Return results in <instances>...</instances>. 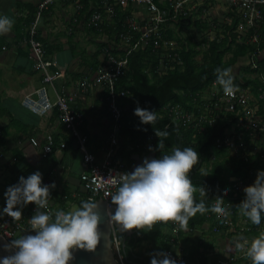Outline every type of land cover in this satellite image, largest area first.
Here are the masks:
<instances>
[{
    "label": "trees",
    "instance_id": "trees-1",
    "mask_svg": "<svg viewBox=\"0 0 264 264\" xmlns=\"http://www.w3.org/2000/svg\"><path fill=\"white\" fill-rule=\"evenodd\" d=\"M44 1L42 0L37 7L30 4L28 6L24 5V9L28 10V15L24 17L28 46L30 27L36 21L40 5ZM59 1L75 4V6L77 2V6L79 5L80 9L76 7L78 11L75 22L76 27L80 24L94 37L105 36L108 38L106 42L97 44V49L91 60H86L93 71L105 66L110 56L120 55L125 57V55H129L125 73L119 76L117 80V88H123L130 92V97H126L121 101L124 111L120 132L121 147L117 152V157L120 156L126 160V172H130L133 155L146 157L155 153L156 158H159L162 154H170L174 147H180L181 149L193 147L200 155V163L190 173V179L194 185L198 188L201 186L206 191L205 195H201L199 191L197 192V201L203 199L206 205L210 207L217 197H222L225 207L229 204L232 205L231 226H228L226 222L222 223L215 214L208 212L204 215L197 214L192 218L189 221L188 231L175 233L173 224H160L151 232H138L134 229V235L126 240L124 235H120L115 231L114 233L120 243L119 254H116L117 258L119 255L121 257V259L118 258L119 261L123 264H150L151 253L168 252L170 250L176 252L177 247H180L185 252L186 264H218L221 258L219 253L215 252V242L218 236L226 240L230 249L235 250L231 253L232 256H235L239 251L235 249L233 238L237 235L248 239L258 236L260 232L264 231V218H262L259 226L253 225L248 220V227L251 230L240 232V211L237 205L240 204L245 195L233 191V183L230 179L233 177L248 178L252 176L250 174L252 171L255 173L258 170L264 171V150L258 153L257 156L252 157L250 162H245L232 157L227 147H218V139H223L227 130H231L233 124L238 125L237 120L234 123L229 122V117H234L231 114L221 116L222 119L217 120L214 127H208L206 131L201 132L193 126L175 120L167 110L172 106L180 105L188 112H199L198 109H203L207 103L204 99L206 94L212 92L213 88L222 91L215 83V69L217 67H229L232 69V75L235 78L234 83L241 89L249 90V93L257 99V112L264 119V96L260 98V95L264 93V83L260 80V77L264 76V6L261 7L263 15L259 21L260 27L255 29L256 32L254 29L250 30L248 40L244 42H240L238 40L239 35L234 34L241 22V17L235 10L232 13L234 17L232 24L224 27L226 30L231 31L229 37L219 32L222 28L215 26L216 22L211 25L203 20L193 21L189 18L190 26L183 24L185 22L181 21L179 28L163 29L162 27L163 30H160L158 35L151 36V40L146 47L127 50L121 42V35L127 31L128 21L134 18V14L141 9L145 10L143 5L130 1L127 6L123 7L115 5L113 0H109V5L113 9V13L109 15L106 14L104 8L106 2L103 0H54L48 9L43 11L40 23L44 16L51 13L54 5ZM155 1L159 8L163 10L168 8L170 4L167 1L163 3L160 0ZM215 3L216 1H213L212 6ZM211 7L207 1L199 9L203 13ZM96 11L105 14L103 17L107 18L99 27L90 23L89 20ZM145 25V22L141 24V26ZM192 27H196L197 31L192 30ZM185 28L187 32L188 30L190 32L183 33L186 31ZM199 32H205L206 34L198 39ZM209 32H214L216 35L213 37L208 36ZM255 33L258 42L252 41ZM134 34L133 43L140 41L142 32L134 30ZM37 39L42 42L46 57L49 56L47 45L40 35V28ZM165 40L176 42L179 46L178 50L168 51L164 56L163 41ZM156 44L161 47L156 48ZM253 55H255L254 59H252ZM253 61L257 63V69L253 68ZM240 62H245V65H241L240 71L234 73L235 66ZM164 66L171 69L163 74L162 68ZM79 77L73 75L71 81ZM80 79L83 80L84 78ZM103 96V113L110 117L106 95L103 94ZM137 106L157 112L158 119L154 126L141 124L139 117L134 115V109ZM57 112V116H60L58 108ZM113 127L114 123L112 122L111 132ZM156 130L168 133L166 138H162L164 148L161 152L159 150L149 151L150 147L157 149L159 137L155 134ZM237 130L241 132L244 131V128L239 126ZM250 133L251 130L244 132V138L248 142H251ZM4 138L1 130L0 146L4 144ZM20 156L22 154L18 152L16 158L20 159ZM225 189L228 190L226 195ZM87 199L88 195L82 200ZM81 201L78 202V206ZM0 210H3L2 206H0ZM207 225L208 229H206ZM16 238L18 237L10 239V242ZM113 246L115 248L114 241ZM209 254L214 257L213 263H209ZM242 261L237 260L232 264H241Z\"/></svg>",
    "mask_w": 264,
    "mask_h": 264
},
{
    "label": "clouds",
    "instance_id": "clouds-1",
    "mask_svg": "<svg viewBox=\"0 0 264 264\" xmlns=\"http://www.w3.org/2000/svg\"><path fill=\"white\" fill-rule=\"evenodd\" d=\"M13 27L14 20L0 15V36L9 34ZM215 76V83L224 96L234 97L239 86L234 83L232 69L217 67ZM134 115L139 117L141 124L154 126L158 119L156 111L139 106L134 109ZM155 134L159 137L157 149L150 147L149 151L161 152L164 148L162 138L168 133L156 130ZM199 163L200 155L193 147H174L170 154H162L159 158L145 157L132 172L121 174L120 184L111 194V204L116 207L114 215L111 210L107 213L109 224L118 225L122 231L151 232L157 225L171 223L174 231L180 232L188 231L189 221L197 214L208 212L215 214L222 223L226 222L232 205L225 207L222 197H217L210 207L203 199L197 201L198 191L206 194L203 187L198 188L190 179V173ZM52 188L55 184L45 185L42 173L36 171L27 178L19 177L18 182L4 192L6 206L2 214L14 221L23 223L22 209L28 204L36 208L29 219V234L3 245L4 250L12 254L0 257V264H71L77 250L94 252L97 249L102 235L98 203L89 198L82 200L74 210L52 213L48 211ZM227 191L225 189V195ZM243 191L245 197L237 207L253 225L259 226L264 218V171L258 170L254 183ZM234 246L251 264H264V231L251 241L239 236ZM150 256V264H177L167 252H154Z\"/></svg>",
    "mask_w": 264,
    "mask_h": 264
},
{
    "label": "built area",
    "instance_id": "built-area-1",
    "mask_svg": "<svg viewBox=\"0 0 264 264\" xmlns=\"http://www.w3.org/2000/svg\"><path fill=\"white\" fill-rule=\"evenodd\" d=\"M106 2L105 9L106 14L111 15L113 13L112 7L109 5V0H103ZM132 1L135 4L143 5L144 9H141L138 13L134 14V18L128 21L127 31L121 35V42L127 50H136L139 47H146L152 35H158L160 30L179 28L181 21L185 23L189 18H193V12L195 16H199L200 7L207 1L212 6V2L216 0H160L163 2H170L169 7L164 10L159 8L155 0H113L115 5L127 6ZM231 6L230 16L232 20L230 23L219 22L214 20L215 26H220L223 34L230 36L231 31L226 30L225 25L232 24L234 17L232 13L236 12L241 17L234 34H238V40L244 42L248 40L250 30L259 28V21L262 19L261 7L264 6V0H227ZM54 0H45L40 5L38 17L34 24L30 27L28 40L30 50L33 58V66L36 71L40 72L43 76L42 85L34 91L30 96H26L22 103L33 113L44 116L54 107L58 108L60 113V119L64 123L65 127L70 131L72 137L76 139L79 150L83 153L84 172L81 174V181L84 189L88 193V199L92 198L97 201L102 198L108 204H111V194L115 193L121 179V174L125 173V162L122 157H117L119 150L118 143L120 141L119 134L122 129V119L124 108L121 106L122 99L130 97V92L123 88H117L118 77L125 73V69L128 66V54L125 57L120 55L110 56L105 66L99 68L96 72L94 80L85 78L77 81L79 88V94L87 96L94 88L102 87L104 94L106 95V101L108 102V113L110 119L114 123L112 132L110 133V139L108 142L110 159H108L102 166L97 162L96 157L88 148V137L84 133L85 116L81 111H78L74 107L75 100L78 94L70 92L65 85L61 87H55L54 92L56 101L52 104L48 97V87L55 86L58 79L63 77L60 70L52 71V68L57 67L54 62L48 60L46 57V51L40 40L37 39L39 35L40 19L44 10L49 8ZM79 4V3H78ZM80 9L79 5L77 6ZM105 14L96 11L90 18V23H93L96 27L101 26L104 22ZM186 20V21H185ZM145 22V26L141 24ZM183 23V24H185ZM214 23L212 25H214ZM163 27V29H161ZM224 28V29H223ZM134 30L142 32L140 41H134ZM228 32V33H227ZM256 32V30H255ZM199 35V34H198ZM209 36V34H208ZM199 37V36H198ZM252 41L258 42L256 33L253 35ZM164 56L168 51L174 52L178 50L179 46L174 41H163ZM156 48H160L159 44H156ZM122 51V49H120ZM255 55H253V58ZM178 61V60H176ZM253 68L257 69V63L253 61ZM164 66L162 73H166L171 68ZM260 80L264 83V76L260 77ZM264 96V93L260 95V98ZM207 103L203 109H198L199 112L186 111L180 105L172 106L167 111L174 117L175 120L183 122L201 132L207 130L208 127H214L217 120L222 117L229 116V122L233 124L231 130H227L226 136L222 139L219 138L217 143L218 147H227L230 150V155L237 160L250 162L252 157L257 156L262 150H264V119L259 116L257 109L258 104L256 98L249 93V90L239 88V91L234 97L224 96L222 91L217 88H213L212 92L204 98ZM213 101V102H212ZM222 116V117H221ZM243 127L244 131H238V127ZM250 141L248 142L244 138V132L250 131ZM34 143L36 144L35 140ZM54 138L49 136L47 143L43 146L44 154L48 155L54 151ZM252 175L248 178L233 177L231 182L233 183V191L238 194H244V188L254 183L257 172H250ZM50 211V210H49ZM226 224L232 225L231 215L227 218ZM246 225V224H245ZM24 225L21 220L14 221L6 214H2L0 210V234L6 239L15 238L19 231L24 230ZM244 230L250 231L248 224L240 228V232ZM175 233L177 231H174ZM248 239V238H247ZM249 240V239H248ZM250 241V240H249ZM115 246L119 248L120 243L118 239H114ZM176 252L168 251L167 253L177 261V264H186V255L182 248L177 247ZM237 260H243L241 264H251V261L245 258L243 252L237 253L235 256L229 255L225 258H220L218 264H232ZM123 264V263H121Z\"/></svg>",
    "mask_w": 264,
    "mask_h": 264
},
{
    "label": "crops",
    "instance_id": "crops-1",
    "mask_svg": "<svg viewBox=\"0 0 264 264\" xmlns=\"http://www.w3.org/2000/svg\"><path fill=\"white\" fill-rule=\"evenodd\" d=\"M41 1L0 0V15H7L14 20L12 31L0 36V131L5 137L4 144L0 146V206H6L4 192L10 185L16 184L21 176L27 178L39 171L45 185L55 184V188L51 189L48 209L54 213L57 210H74L88 193L81 181V174L84 172L83 153L80 152L76 139L57 116V108L39 116L22 103L26 96L32 95L42 85L43 76L35 70L32 53L26 42L27 28L24 19L28 15L24 5L37 7ZM76 7L77 2L75 6L59 1L40 23V35L48 49L47 58L57 66L52 71L60 70L63 74L55 86L48 87V97L54 104V89L62 85L78 94L74 107L85 116L84 133L88 137V148L103 166L111 158L108 142L112 124L111 119L103 113L104 90L96 86L87 96L80 95L77 81L80 78L95 79L97 71H93L86 60H91L97 44L106 42L108 38L94 37L80 24L76 27ZM203 21L209 23L207 20ZM185 25L190 26V22ZM70 75L72 78L73 75L80 77L71 81ZM49 136L54 138L55 145L54 151L46 155L43 146ZM120 143L121 141L118 143L119 147ZM18 152L22 154L20 159L16 158ZM136 155L132 156L134 164ZM123 160L126 169L127 163L124 158ZM35 208L34 204H28L22 209L25 228L18 233V238L29 234V219ZM248 223V219L240 214V228ZM221 250L222 247L215 243V252L220 255ZM222 256L225 255H220L221 258ZM213 259V255L209 254V263H213Z\"/></svg>",
    "mask_w": 264,
    "mask_h": 264
},
{
    "label": "water",
    "instance_id": "water-1",
    "mask_svg": "<svg viewBox=\"0 0 264 264\" xmlns=\"http://www.w3.org/2000/svg\"><path fill=\"white\" fill-rule=\"evenodd\" d=\"M147 158H156V154L152 153ZM145 157H141L139 155L134 156L135 164L130 169V172L134 170V168L140 164H142L143 159ZM98 203V213L101 216V223H100V232H101V240L97 249L94 252L84 251V250H77L74 253V260L71 264H121L119 259L116 256V252L113 246V241L116 237L115 231H117L120 235L125 236V240L130 238L134 235L135 231H122L120 230L119 226L113 224H109V216L107 215L108 211L111 210L112 214L114 215L115 212V205L108 206L107 202L100 198L96 201ZM114 237V239H113ZM10 243L5 237L0 235V257L8 256L12 253L5 251L3 245Z\"/></svg>",
    "mask_w": 264,
    "mask_h": 264
},
{
    "label": "rangeland",
    "instance_id": "rangeland-1",
    "mask_svg": "<svg viewBox=\"0 0 264 264\" xmlns=\"http://www.w3.org/2000/svg\"><path fill=\"white\" fill-rule=\"evenodd\" d=\"M230 10H231V6L229 4V2L227 0H216L215 5H213L208 11H204L203 13H201L199 16H195L194 14L192 15L193 18L197 19V20H207L211 25L213 24L214 20L217 19L219 22H226V23H230L232 20V17L230 16ZM185 34H187L188 32H190L185 28ZM192 30L197 31L196 27H192ZM221 34L222 31H219ZM203 34L205 35L206 33L203 32H199V37L198 39H201L203 37ZM85 35V33L83 34ZM209 35L211 37L215 36L216 33L214 32H209ZM225 35V34H223ZM245 61V60H244ZM241 65H245V62H240L238 63L235 68H234V73H238L240 70V66ZM241 214V213H240ZM208 225L206 226V229ZM237 237H239L238 235L236 237H234L233 239L235 240ZM252 238H250L249 240L251 241ZM215 243H218L219 247H222L221 253L220 255H225L222 256V258L228 257L229 255H231V252H234L235 250L232 248L230 249L227 245V242L225 239H222L221 237L218 236L217 240ZM115 252L116 254H119L118 252V248L115 246ZM119 259H121L120 255L118 256Z\"/></svg>",
    "mask_w": 264,
    "mask_h": 264
},
{
    "label": "flooded vegetation",
    "instance_id": "flooded-vegetation-1",
    "mask_svg": "<svg viewBox=\"0 0 264 264\" xmlns=\"http://www.w3.org/2000/svg\"><path fill=\"white\" fill-rule=\"evenodd\" d=\"M133 164H134V162H133Z\"/></svg>",
    "mask_w": 264,
    "mask_h": 264
}]
</instances>
